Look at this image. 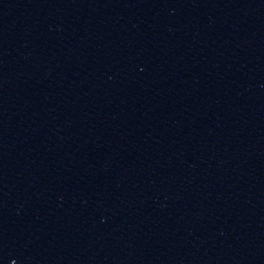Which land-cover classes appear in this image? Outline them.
<instances>
[{
  "label": "water",
  "instance_id": "water-1",
  "mask_svg": "<svg viewBox=\"0 0 264 264\" xmlns=\"http://www.w3.org/2000/svg\"><path fill=\"white\" fill-rule=\"evenodd\" d=\"M0 264H264V0H0Z\"/></svg>",
  "mask_w": 264,
  "mask_h": 264
}]
</instances>
